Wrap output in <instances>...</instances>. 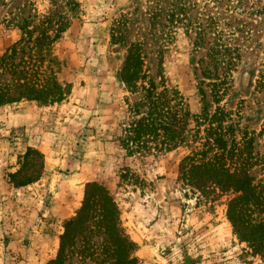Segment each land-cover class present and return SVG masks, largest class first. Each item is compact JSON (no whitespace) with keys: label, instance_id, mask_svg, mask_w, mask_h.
Here are the masks:
<instances>
[{"label":"rangeland","instance_id":"374dc122","mask_svg":"<svg viewBox=\"0 0 264 264\" xmlns=\"http://www.w3.org/2000/svg\"><path fill=\"white\" fill-rule=\"evenodd\" d=\"M76 1L80 4L76 19L55 47L65 63L58 78L62 85H68L69 95L50 107L36 103L41 109H49L42 114L52 125L56 137L53 142L58 140L61 153L75 157L99 144L100 156L89 164V174H102L101 179L97 177V189H106L117 205L119 221L137 245L139 263L264 264V86L259 87L264 71V0ZM173 2L177 24L157 36L148 22L151 9L164 3L163 18L156 27L168 24ZM26 4L40 14L50 7L49 0H0V59L21 39L15 18ZM123 16L128 18L126 23ZM119 22L125 24L121 25L125 45L112 41ZM143 38L149 46L146 61L153 65L152 77L161 70L168 86L179 93L194 116L203 114L206 101L212 119L216 100L221 99L222 113L214 123L223 127L224 148L215 145L216 136L205 133L209 126L205 123L199 141L203 138L201 142L205 143L207 138L208 147L197 143L194 150L181 147L147 156H127L121 142L131 123L126 103L129 94L119 74L129 44ZM225 64L233 65L227 77L223 74ZM216 67L218 76L206 74L207 68L216 71ZM225 77L215 89L213 85ZM27 102L32 101L8 106ZM190 127L196 129V124ZM13 135L23 141L28 138L26 129L9 134ZM101 139L114 141V146L102 149ZM0 150L3 155V147ZM203 150L204 158L197 155ZM189 156L194 157L191 164L201 166L205 161L213 166L195 169L185 177L181 165ZM43 162V156L32 152L20 160V174L8 179L16 184L37 180ZM218 166L230 175L248 176L251 188H255L252 197L242 201L243 207L240 205L243 217L238 230L228 214L231 200L241 196L232 188L238 180L222 175ZM68 183L76 185L69 176ZM86 190L83 198L76 195L73 199L78 208L70 218L82 208ZM38 220L40 230L53 234L52 242L40 236L35 253L23 257L20 245H11L12 239L3 234L0 264H49L56 259L65 222L57 223L50 216ZM64 264L93 263H81L73 254Z\"/></svg>","mask_w":264,"mask_h":264},{"label":"trees","instance_id":"16d2710c","mask_svg":"<svg viewBox=\"0 0 264 264\" xmlns=\"http://www.w3.org/2000/svg\"><path fill=\"white\" fill-rule=\"evenodd\" d=\"M49 1L50 7L45 14H40L30 4H26L23 9H18L19 14L15 20L18 22L17 29L21 32V39L0 59V109L23 101L43 102L46 107H50L60 104L69 95L68 85H65L66 87L62 85L58 78L65 63L56 53L55 47L70 29L71 22L76 19L80 4L76 0ZM164 6V3L155 5L151 9L153 13L148 20L150 28L157 36L165 35L170 26L174 28L177 24L176 8L173 2L167 17L168 24L156 27L159 20L163 18ZM122 19H125V23L128 21L125 16ZM123 24L119 22L113 31L114 44H127L122 33L121 25ZM199 29L203 34L201 27ZM148 47L146 38L130 43L127 58L119 74L120 82L129 94L126 103L131 123L126 126L124 130L126 138L121 142L122 148L128 153L127 156H147L154 152H170L181 147L194 150L197 143H201L204 148L208 147L207 138L204 139L205 143H202L203 138L202 142L199 141V135L205 123H209L205 133L208 136H216L215 145L224 148L223 127L222 125L215 127L214 123L222 113L219 107L221 99L216 100L217 109L211 116L212 119H209L206 101L203 114L194 116L185 107L179 93L168 86L161 70L158 69L159 74L152 77L153 65H148L146 61ZM196 48L200 49L198 46ZM226 52H228L227 49ZM223 68L226 71L223 74L227 77L233 65L225 64ZM218 71V67L216 71L207 68L206 74L212 73L213 76H218ZM260 74L259 87H263L264 71ZM226 77L219 83H215L213 87L217 89ZM200 93L205 100L204 90L201 89ZM216 96L219 97L220 93ZM192 123L196 124V129L190 127ZM32 152L29 149L24 159L28 158ZM205 152L206 150H203L197 155L204 158ZM220 158L221 156L215 157V159ZM193 161L194 157L191 156L183 161L181 174L183 173L185 177H188V173L191 174L195 169L201 170L213 166L212 163H205V161L203 165L196 166L191 164ZM218 168L222 175L226 174L227 177L238 180L232 188L236 189L237 195L241 193V196L231 200L228 212L229 219L237 229L238 222L243 217V209L240 205L243 207L242 201L252 197L255 188H251L248 176H240V173L230 175L225 168L221 169V166ZM220 180L221 178L219 183ZM97 186L95 183L87 186L84 204L75 217L65 222L57 257L49 264H64L72 258L73 254L80 258L81 263L89 260L93 264H140L135 256L137 245L132 242L122 227L117 205L106 189H97ZM261 241L263 242V239ZM75 246H77L76 249H74Z\"/></svg>","mask_w":264,"mask_h":264},{"label":"crops","instance_id":"0c3cea01","mask_svg":"<svg viewBox=\"0 0 264 264\" xmlns=\"http://www.w3.org/2000/svg\"><path fill=\"white\" fill-rule=\"evenodd\" d=\"M48 110L39 108L36 102L0 109V146L3 147V155L0 153V237L5 234L12 239L11 245H20L23 257L35 253V243L40 236L52 242L53 234L40 230L37 220L50 216L57 223L68 221L75 215L71 212L78 208L73 200L75 196L83 198L84 189L102 175L94 174L92 168L93 172L89 174V164L91 166L99 159V144L94 143L93 148L83 149L75 157L61 153L58 140L53 142L56 137L52 125L42 114ZM20 129H26V140H20L17 135L9 136ZM99 143L102 149L114 146L112 140L101 139ZM29 149L43 156L42 175L30 183L16 184L8 178L20 174V160ZM68 176L75 179L76 185H69Z\"/></svg>","mask_w":264,"mask_h":264}]
</instances>
